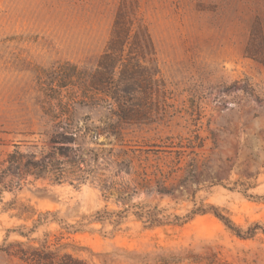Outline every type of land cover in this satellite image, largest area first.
<instances>
[{
    "label": "rangeland",
    "instance_id": "1",
    "mask_svg": "<svg viewBox=\"0 0 264 264\" xmlns=\"http://www.w3.org/2000/svg\"><path fill=\"white\" fill-rule=\"evenodd\" d=\"M121 6L132 33L149 35L159 89L141 107L149 120L97 143L132 161L130 187L146 175L153 190L122 204L91 183L5 175L0 264H30L14 256L20 243L85 264H264V0H0V170L15 149L38 160L69 147L56 99L85 93L77 77L96 68ZM108 112L76 110L94 124ZM133 204L175 224L110 215ZM211 208L255 235L236 236Z\"/></svg>",
    "mask_w": 264,
    "mask_h": 264
},
{
    "label": "trees",
    "instance_id": "2",
    "mask_svg": "<svg viewBox=\"0 0 264 264\" xmlns=\"http://www.w3.org/2000/svg\"><path fill=\"white\" fill-rule=\"evenodd\" d=\"M125 10L124 6L119 8L107 49L97 62L96 68L77 77L85 93L79 99H56V106L62 112L52 117L64 125V133L60 136L62 143L69 147H61L58 157L47 154L38 160L33 154H24L15 149L8 155L5 169L0 170V180L9 175L19 181L27 176L35 179L49 178L57 184L67 182L79 186L91 183L97 185L103 195H107L105 197L115 195L116 200L122 204L129 201L133 195L152 192L150 179L144 174L140 183H134L135 187H130L132 184L121 175H130L132 161L122 160L121 150L116 153L114 144L109 143L112 147L106 150L99 148L101 144L97 143L101 136L106 140L119 139L122 130L120 126L123 124L149 120L146 112L140 114L141 107H148V111L153 101V92L159 89L156 73L151 70V56L154 50L149 35L132 33L135 16L131 10ZM89 92L91 95L87 96ZM97 107L109 110V116L100 117L97 124H94L89 115L79 117L76 114L77 109ZM125 155L123 153V156ZM154 192L162 194L156 187ZM129 209H134L132 214L149 227L175 224L169 217L162 215L161 210L149 205H128L127 209L110 215L123 219L126 217L123 214L128 213ZM210 210L208 212L240 238H251L258 229L249 227L247 232H243L229 217L213 208ZM206 213V209L195 208L191 211V216ZM106 216L96 212L93 221L101 222ZM175 220L177 222L178 218ZM37 223L39 224L40 220ZM19 246L14 256L30 264H85L69 254L61 255L52 251L50 246L36 248L22 243Z\"/></svg>",
    "mask_w": 264,
    "mask_h": 264
}]
</instances>
